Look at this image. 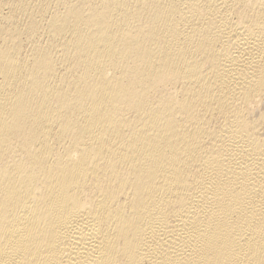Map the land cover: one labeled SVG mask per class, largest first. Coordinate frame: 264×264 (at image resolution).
I'll list each match as a JSON object with an SVG mask.
<instances>
[{
  "label": "bare ground",
  "instance_id": "obj_1",
  "mask_svg": "<svg viewBox=\"0 0 264 264\" xmlns=\"http://www.w3.org/2000/svg\"><path fill=\"white\" fill-rule=\"evenodd\" d=\"M0 264H264V0H0Z\"/></svg>",
  "mask_w": 264,
  "mask_h": 264
}]
</instances>
